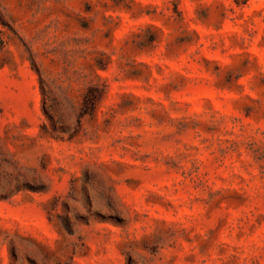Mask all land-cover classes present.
I'll return each mask as SVG.
<instances>
[{"label": "rangeland", "instance_id": "1", "mask_svg": "<svg viewBox=\"0 0 264 264\" xmlns=\"http://www.w3.org/2000/svg\"><path fill=\"white\" fill-rule=\"evenodd\" d=\"M0 264H264V0H0Z\"/></svg>", "mask_w": 264, "mask_h": 264}]
</instances>
